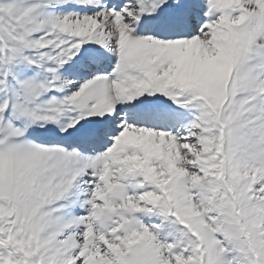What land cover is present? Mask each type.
Listing matches in <instances>:
<instances>
[{
	"label": "snow or ice",
	"instance_id": "1",
	"mask_svg": "<svg viewBox=\"0 0 264 264\" xmlns=\"http://www.w3.org/2000/svg\"><path fill=\"white\" fill-rule=\"evenodd\" d=\"M0 264H264V0H0Z\"/></svg>",
	"mask_w": 264,
	"mask_h": 264
}]
</instances>
